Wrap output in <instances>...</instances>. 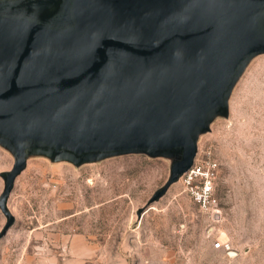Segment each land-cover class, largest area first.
<instances>
[{"label": "water", "instance_id": "95a60500", "mask_svg": "<svg viewBox=\"0 0 264 264\" xmlns=\"http://www.w3.org/2000/svg\"><path fill=\"white\" fill-rule=\"evenodd\" d=\"M264 0H52L0 6V141L13 150L0 209L26 151L86 157L180 152L152 199L193 163L195 133L224 112L264 53Z\"/></svg>", "mask_w": 264, "mask_h": 264}, {"label": "rangeland", "instance_id": "374dc122", "mask_svg": "<svg viewBox=\"0 0 264 264\" xmlns=\"http://www.w3.org/2000/svg\"><path fill=\"white\" fill-rule=\"evenodd\" d=\"M52 0H0V6ZM261 34L264 36V8ZM195 133V161H216V210L184 189L182 173L157 198L180 152L86 157L26 151L0 209V264H264V53L249 56ZM15 155L0 141V194ZM230 251L215 248L217 239Z\"/></svg>", "mask_w": 264, "mask_h": 264}, {"label": "built area", "instance_id": "2783aa9c", "mask_svg": "<svg viewBox=\"0 0 264 264\" xmlns=\"http://www.w3.org/2000/svg\"><path fill=\"white\" fill-rule=\"evenodd\" d=\"M216 170V161L207 159L202 162H196L194 158L190 167L182 173L185 191L205 211L212 212L217 207L218 200L215 193L214 180ZM213 246L230 251V244L219 238L213 243Z\"/></svg>", "mask_w": 264, "mask_h": 264}]
</instances>
